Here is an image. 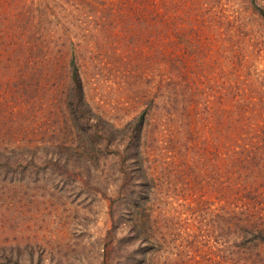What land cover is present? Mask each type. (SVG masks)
I'll return each mask as SVG.
<instances>
[{
	"label": "rangeland",
	"instance_id": "374dc122",
	"mask_svg": "<svg viewBox=\"0 0 264 264\" xmlns=\"http://www.w3.org/2000/svg\"><path fill=\"white\" fill-rule=\"evenodd\" d=\"M255 5L264 0H150L142 16L136 0H0V264H264L250 233L264 231V158L240 171L237 128L221 139L187 123L232 98L264 137V95L245 83L233 98L222 81L238 55L264 68ZM155 16L160 36L140 24ZM71 59L112 130L102 158L78 142L61 100ZM144 109L142 170L132 119Z\"/></svg>",
	"mask_w": 264,
	"mask_h": 264
},
{
	"label": "trees",
	"instance_id": "16d2710c",
	"mask_svg": "<svg viewBox=\"0 0 264 264\" xmlns=\"http://www.w3.org/2000/svg\"><path fill=\"white\" fill-rule=\"evenodd\" d=\"M140 3V13L142 16H144V12L146 11V8L148 6H145V3L150 0H136ZM254 9L256 12L262 16L264 19V8L260 5H255ZM143 22V23H142ZM3 21H0V31L3 28ZM140 24H149V28L153 29L155 33L160 36L164 31L168 29L167 24H165L164 21H161L160 17L155 16V20L150 19L147 20L145 17L140 18ZM146 28V27H145ZM146 30V29H145ZM142 30V31H145ZM2 32H0V46L2 44ZM4 41V40H3ZM138 43H142L141 40H138ZM16 42H11L10 47L12 49H15L14 46H16ZM13 50H11L12 52ZM10 52V54H11ZM250 60H247L244 57L237 56L234 58V60L229 65V69L222 72V81L225 82L224 89L226 92H231V96L234 98L237 94V92L241 91L242 85L245 83L249 84L250 93L253 95H257V92H260L264 95V68L262 67L259 69L258 67L253 66V63H248ZM223 70L222 67H220L219 71ZM68 79H69V90L63 95L62 101L65 104V107H67V110L72 115V119L70 120L72 132L74 131L76 133V137L78 139V142L85 143L89 145L90 147L83 146L84 150L88 152L93 159L102 158L100 155H103L104 151V143L108 138H105L109 134H112V130H108V121L104 120L94 112H92L91 108L89 107L87 101L84 97V91H83V84L80 77L79 69L77 64H75L74 60L71 59L70 63L68 65ZM262 86L261 88L259 86ZM259 87L261 90L257 89ZM173 93H180L183 92V90L178 87L177 85H174L172 87ZM235 94V95H234ZM254 97V96H253ZM253 97L250 99V101L254 104L256 100L253 99ZM220 99V98H218ZM215 103L216 106L213 104ZM229 105L230 109L238 108L235 113V119H237V127H233L236 125H232V122L234 119L225 117L224 113H221L222 109H224L225 104ZM222 108H221V106ZM232 105V108H231ZM220 107V109H219ZM198 108V107H196ZM212 109L214 112L211 114L210 111L207 115H204L203 117H199L194 119V116H189L187 118V123L189 122V128L197 127L201 122L203 125H209L211 124L213 127V131L216 130V133H219V137L221 139H225L224 136L221 134L226 133V131L230 130H236V134L233 135L231 139H229L230 142H233L234 147H239L240 151H238L236 155V160L238 161V164L240 165V171L241 169H246L248 165H250L253 161L256 160H262L264 158V146H261L264 141L261 131L259 128L254 127L256 125L255 121L253 120V117L255 115L251 114L252 110L248 109V104L244 103H236L235 99L232 98L228 100V98L223 97L220 100V104L213 101H206V106L204 109ZM229 109V110H230ZM221 110V111H220ZM250 111V112H249ZM247 112H249V115H245ZM146 113L147 111L144 109L140 113L136 115L134 119H132L133 126L136 128V162L139 164L140 169L144 170L143 167V154H142V145H143V130L146 122ZM227 120H230L229 122ZM83 122V123H82ZM161 124V119H157V123L155 121L154 127L159 128ZM200 126V125H199ZM74 129V130H73ZM166 131H172L170 128L165 129ZM226 130V131H225ZM245 132V134L249 135V138L240 137L241 133ZM253 136L254 139H257V144H253ZM109 137V136H108ZM115 138V137H114ZM239 144H234V143ZM250 142L249 146H246L244 144L240 143H246ZM65 145V143H63ZM82 145V144H80ZM67 147V145H65ZM76 152V155L74 157L77 158L76 161H78L79 158H81V155ZM75 154V153H74ZM147 195L144 196L143 193H141V200L147 199ZM144 213V212H143ZM138 217H141L138 215ZM251 218L248 219L247 223L250 221ZM142 220V223L138 225V223ZM254 220V219H252ZM253 222V221H252ZM255 224V223H253ZM144 225H146V220L140 219L138 222H136V228H142ZM146 227V226H144ZM251 233V239L252 240H258L262 241L264 243V231L262 230H255L252 229L250 231Z\"/></svg>",
	"mask_w": 264,
	"mask_h": 264
}]
</instances>
